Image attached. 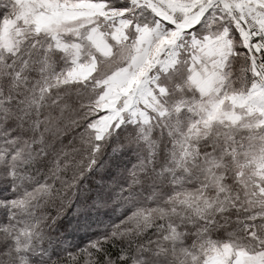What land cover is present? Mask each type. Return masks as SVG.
Masks as SVG:
<instances>
[{
	"label": "snow or ice",
	"instance_id": "1",
	"mask_svg": "<svg viewBox=\"0 0 264 264\" xmlns=\"http://www.w3.org/2000/svg\"><path fill=\"white\" fill-rule=\"evenodd\" d=\"M0 264H264V0H0Z\"/></svg>",
	"mask_w": 264,
	"mask_h": 264
}]
</instances>
